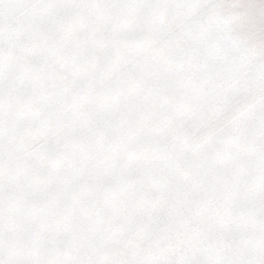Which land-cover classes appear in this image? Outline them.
<instances>
[{
	"label": "snow or ice",
	"instance_id": "6c2138e0",
	"mask_svg": "<svg viewBox=\"0 0 264 264\" xmlns=\"http://www.w3.org/2000/svg\"><path fill=\"white\" fill-rule=\"evenodd\" d=\"M0 264H264V0H0Z\"/></svg>",
	"mask_w": 264,
	"mask_h": 264
}]
</instances>
